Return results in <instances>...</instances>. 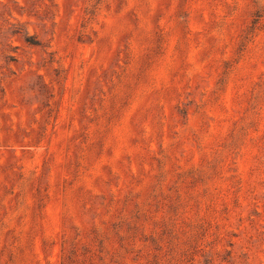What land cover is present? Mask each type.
Listing matches in <instances>:
<instances>
[{
    "label": "rangeland",
    "instance_id": "obj_1",
    "mask_svg": "<svg viewBox=\"0 0 264 264\" xmlns=\"http://www.w3.org/2000/svg\"><path fill=\"white\" fill-rule=\"evenodd\" d=\"M0 264H264V0H0Z\"/></svg>",
    "mask_w": 264,
    "mask_h": 264
}]
</instances>
